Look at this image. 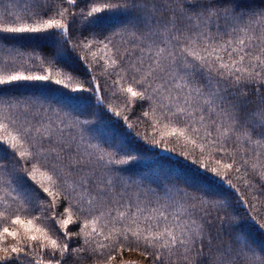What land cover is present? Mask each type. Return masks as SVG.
<instances>
[{"label":"snow or ice","instance_id":"snow-or-ice-1","mask_svg":"<svg viewBox=\"0 0 264 264\" xmlns=\"http://www.w3.org/2000/svg\"><path fill=\"white\" fill-rule=\"evenodd\" d=\"M0 9V59L24 69L0 74V264H72L82 253L112 264L128 250L147 264H264L251 236H264V220L247 215L264 204L250 203L244 222L230 211L242 177L247 188L259 175L264 195V0ZM101 70L124 98L114 117L94 86ZM136 109L160 132L153 146L131 131ZM122 115L119 143L93 135L96 120ZM173 141L199 183L133 173L145 153L174 160L156 151Z\"/></svg>","mask_w":264,"mask_h":264},{"label":"trees","instance_id":"trees-1","mask_svg":"<svg viewBox=\"0 0 264 264\" xmlns=\"http://www.w3.org/2000/svg\"><path fill=\"white\" fill-rule=\"evenodd\" d=\"M4 22V13L3 10L0 9V23ZM98 57H104V52L97 51ZM7 57L4 59H0V74H5L8 72L13 71L14 69L24 70L23 68H20V63L17 62L16 64H9L6 63ZM104 60H100V64H103ZM28 65H25V68H27ZM93 75L97 77V80L95 82L94 86H98L107 96L109 99L105 103V108L111 107L113 109V117L114 113L116 111H120L123 109V95L119 92V86L116 87L115 90L111 89L109 85L112 84V79H106L103 71H97L94 72ZM22 92H30V91H36V89H30V88H24L21 89ZM113 91L116 92V95H113ZM127 110L125 109V112ZM136 117H141L142 120V113L139 109L135 110V116L132 117L131 122L134 124V127L131 129V131L135 134H138L140 136L142 143H147L149 146L154 145V141L152 139L151 133L154 131L156 132V138L158 139L160 136L159 130H154L151 127H149L148 124L141 122V120H137ZM91 119V118H90ZM120 123L116 124L113 122L112 119H108L105 117L103 120H96L95 124L97 126V131L93 133V135H96L98 138H103L107 141H110L112 143H119L122 139H124V133L128 130L127 126L124 124L123 121V115L119 118ZM147 135V140L145 141V136ZM233 149L235 148V145L231 146ZM169 148L173 151L169 154L173 157H175L174 160H169L165 158H157L151 153H145L144 156L141 159V162L138 163L133 168V173L135 174H143V173H152L155 175H160L161 177L167 176L169 178H175V177H181V178H191L196 183H199L200 181L195 180V178L192 176L191 169L187 166V164H190L191 157L187 158V163H185V157L183 153L179 150L178 147H176V142H170L168 144L161 143L159 147L156 149V151L161 152V155L163 156V149ZM230 162V160H229ZM198 166V165H197ZM259 170V169H258ZM247 177H242L240 180L234 181L238 185V190L234 189L235 197L239 199L240 203L236 204L233 202L232 208L230 211L233 212V214L236 216L235 222H244L245 221V212L248 209V205L250 203L256 204L258 207L261 204H264V195H262V190L260 188V177L257 175L255 177V183L249 185L247 188H245V180H247ZM62 211V209H60ZM38 214V213H37ZM248 217L252 218L251 222L258 223L260 220H264V209H261L260 216L257 217L255 212H248ZM26 218V217H25ZM3 225H0L2 227ZM70 229L75 232L76 226L70 225ZM252 239L254 242L260 247L264 248V236L259 235L258 233H251ZM97 241H101L103 243H107V241H102L101 237H97ZM11 239L8 240V243H12ZM93 247H95V243L93 244ZM82 256L86 257L83 259L74 260L72 264H95V261L92 257L89 256L88 253H82ZM147 264V261L144 260L143 256L140 255L139 252L136 251H123L122 253H117L116 258L112 261V264ZM178 264H188L187 261H179Z\"/></svg>","mask_w":264,"mask_h":264}]
</instances>
